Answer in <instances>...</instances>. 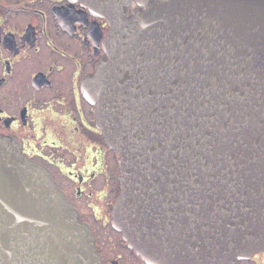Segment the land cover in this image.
<instances>
[{
    "label": "water",
    "instance_id": "obj_1",
    "mask_svg": "<svg viewBox=\"0 0 264 264\" xmlns=\"http://www.w3.org/2000/svg\"><path fill=\"white\" fill-rule=\"evenodd\" d=\"M74 1L109 25L83 94L119 158L122 240L146 264L263 250L264 0ZM0 264H105L50 172L2 135Z\"/></svg>",
    "mask_w": 264,
    "mask_h": 264
},
{
    "label": "flooded vegetation",
    "instance_id": "obj_2",
    "mask_svg": "<svg viewBox=\"0 0 264 264\" xmlns=\"http://www.w3.org/2000/svg\"><path fill=\"white\" fill-rule=\"evenodd\" d=\"M108 31L106 20L79 1L0 0V135L50 172L90 227L105 264H146L112 226L119 158L83 94L85 77L105 55ZM234 264H264V249Z\"/></svg>",
    "mask_w": 264,
    "mask_h": 264
},
{
    "label": "rangeland",
    "instance_id": "obj_3",
    "mask_svg": "<svg viewBox=\"0 0 264 264\" xmlns=\"http://www.w3.org/2000/svg\"><path fill=\"white\" fill-rule=\"evenodd\" d=\"M102 182H103V180H101V183L99 182V184L97 185L98 188H102V186H103V183H102ZM64 183H65V181H64ZM103 200H104V199H103ZM82 213H83L84 218H85L86 220L92 222L94 226H97V224L94 222V220L91 219V216H90V214H89V209H86L85 207H83V209H82ZM101 239L105 242V240H106L107 238L103 239V237H102ZM106 244L108 245L109 243H106Z\"/></svg>",
    "mask_w": 264,
    "mask_h": 264
}]
</instances>
